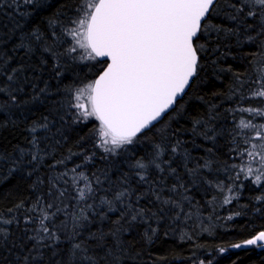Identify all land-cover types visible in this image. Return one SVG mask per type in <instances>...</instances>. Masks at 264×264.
<instances>
[{
    "label": "snow or ice",
    "instance_id": "obj_1",
    "mask_svg": "<svg viewBox=\"0 0 264 264\" xmlns=\"http://www.w3.org/2000/svg\"><path fill=\"white\" fill-rule=\"evenodd\" d=\"M5 5L14 7L16 14L25 23L33 15L28 9L40 13L46 7L44 0H12L11 4L7 0H0V7ZM75 12L76 17L63 30L72 44L62 55L72 56L73 60L78 56L81 61H95L99 69L94 79L82 82L81 86L75 87L74 93L66 90L65 95L75 101L67 107L75 109L74 121L86 123L90 118L98 121L95 129L98 146L107 154L127 150L156 128L157 124H162L165 118L170 120L173 113L181 114L183 105L180 101L187 95L186 90L195 84L202 69L201 54L211 49L214 43L216 47L212 50L218 51L220 40L235 38L238 45L258 44L264 55V0H78ZM214 18L227 21L228 24L216 23ZM25 23L15 20L10 29V34L16 37L11 55L0 47V97H4L0 101V117H3L0 119V130L6 129L10 123L15 124L11 120L12 108L18 103L15 93L23 91L20 82L22 78L27 82L28 78L24 74L31 67L33 57L39 52L40 63L44 64L46 61L43 53L54 54L53 46L48 44L46 36L50 35L55 37L56 42L59 41L55 32V27L59 24L58 17L47 19V26L51 29L49 33L38 25L25 30ZM3 27L6 28L7 25ZM6 43V40L0 39V45ZM17 53H22L20 63L10 66ZM253 72L256 74L253 83L257 87L250 92V96L264 100V62L254 65ZM237 80H240L239 74ZM240 86L243 87L242 81ZM49 91L47 84L38 90L33 85L31 103L43 104L45 101L41 96L47 97ZM24 103L28 104L29 101ZM63 107L60 101L54 100L48 110L49 114L33 121L27 129L30 136L29 147L17 145L13 149L15 155L0 152V162L9 164L12 172H25L26 166H31L32 171H35L51 155L54 145L60 143L59 140H54L57 134H61L60 128L55 132L52 129L57 119H64L59 115V109ZM238 110L248 112L253 118L264 117V108ZM200 128L205 129L201 133L205 139L215 140L212 134L214 129H208L204 121H194L193 133H197ZM238 128L240 134L245 136L244 143L250 145L239 153L242 157H248V163L245 166L233 164L231 168L238 169L235 172L236 180L243 174L245 179L252 177L253 183L259 186L264 181V124H254L251 119L241 120ZM245 129L254 132L255 136H248ZM253 139L260 143H253ZM52 140L54 144L46 143L44 147L41 146L42 141ZM171 151L174 156H181L185 170L193 177V183L199 178L202 168H210L209 161L203 165L198 164L195 168H188V161L192 157L183 149V142L180 140L171 145ZM207 151L211 153L212 149ZM162 155V146L156 145L150 161L146 163L141 159L133 165L140 183H148L150 167L164 172L163 164H168L169 173L176 175L177 170L170 166V161H160ZM66 159H70V156ZM90 159L91 157L86 158ZM65 160L55 161L50 168L56 169L58 165L65 164ZM80 167L81 165H76L70 170L71 177L69 170L48 177L49 195L55 200L63 203L66 196L67 188L59 187L61 183H71L76 192L73 198L76 207L71 213H66L67 220L61 227H49L46 222L55 214H49L42 208L38 226L30 230L32 234L16 242L11 240L12 233L4 227L12 224L13 220L0 217V253L13 254L16 248L20 249V255L15 261L5 260V264H125L126 259L131 258L123 239V225H118L108 233L103 230L91 232L89 225L92 219L89 213L99 215L103 220L107 218L108 212L118 210L116 204L119 203L125 209L120 219L127 224L128 229H132L149 210L133 206L131 200L135 190L131 188L127 178L124 181L127 186L119 190L113 199L101 197L97 204V189L93 184L99 185L100 177L89 178L84 173L77 172ZM32 171L27 172V175L31 176ZM37 183H43V180L38 178ZM215 186L219 191H225L222 182ZM178 187L187 191L183 183L173 184L170 190L176 192ZM227 191L232 193L233 188L228 187ZM152 195L160 202L161 211L165 205L176 208L177 219L184 211L178 201L161 199V195L154 189ZM139 199L140 196H137L136 200ZM183 199L187 200L188 197L184 196ZM231 199L225 196L224 203H231ZM257 200H264V197H257ZM40 203L37 200V205ZM53 206V203H48L46 207L50 209ZM98 208L105 211L97 213ZM190 215L187 214L186 218ZM25 222L32 221L26 218ZM86 229H89L88 235L81 239ZM155 232L154 228L146 229L144 239L150 241ZM109 237L111 244L108 243ZM89 241H94V245ZM246 246L264 249V230L242 243L232 245L233 248Z\"/></svg>",
    "mask_w": 264,
    "mask_h": 264
},
{
    "label": "trees",
    "instance_id": "obj_2",
    "mask_svg": "<svg viewBox=\"0 0 264 264\" xmlns=\"http://www.w3.org/2000/svg\"><path fill=\"white\" fill-rule=\"evenodd\" d=\"M7 2L11 4L12 0ZM44 3L46 7L40 13L28 9L33 15L28 18L27 23L16 14L14 7H0V39L7 41L6 45L0 47L9 55L12 54V45L16 42V37L10 34L15 20L25 23V30L38 25L49 33L51 29L47 26V19H59V24L55 27L59 41L56 42L55 37L50 35L46 36L55 55L44 52L43 59L46 63L41 64L38 52L30 62L31 67L24 74L28 78L27 82L23 78L20 82L23 91L15 93L18 103L12 108L11 115L15 124L10 123L6 129L0 130V152L15 155L13 149L17 145L29 147L30 136L27 129L32 122L40 120L42 115H48L54 100L64 105L59 109V115L64 119H57L52 129L55 132L60 128L61 134L54 138L60 143L54 145L51 155L35 171H32L31 166H26L25 172H12L9 164L0 162V217L13 220L12 224L4 225L12 233L11 240L19 242L32 234L30 230L38 226L42 208L49 214H55L46 222L49 227L59 228L64 224L67 220L66 213H71L76 207L73 199L76 192L71 183H61L59 187L67 188L66 196L63 203L55 200L49 195L48 177L65 170H69L71 177L70 170L81 165L77 172H82L89 178L100 177L101 183L93 184L97 189V204L101 197L113 199L119 190L127 186L124 183L127 178L131 188L135 190L131 200L133 206L149 210L132 229H128L127 224L121 221L120 217L125 209L119 203L116 204L118 210L108 212L106 219L101 220L99 215L89 213L92 219L89 225L91 232L103 230L108 233L118 225H123V239L131 257L126 259L125 264H201V261L203 264H264V249L260 250L255 246L232 247L264 230V200H257V197H264V190L253 183L252 177L245 179L242 176L236 180L235 172L238 169L231 168L233 164L242 166L248 159L247 156L242 157L239 154L249 147L244 143L245 136L240 134L238 128L241 120L251 119L254 124H264V117L253 118L248 112L238 110L264 108V100L250 96V92L257 87L253 83L256 78L253 66L264 62L259 45H238L235 38H229L220 40L219 50L215 51L212 50L216 47L214 43L211 49L201 54L202 69L195 84L186 90L187 95L180 101L183 105L181 114L173 113L170 120L165 118L162 124H157L156 128L127 150L107 154L98 146L99 140L95 132L98 121L94 118L86 123L74 121L75 109L70 110L67 107L75 101L65 95L66 90L74 93L75 87L81 86L82 82L91 81L99 69L95 61H81L78 56L73 60L72 56L62 55L72 44L70 37L63 34V30L76 17L75 6L78 0H44ZM214 22L228 24L218 18H214ZM5 24L6 28L3 27ZM21 54H16V59L10 66L20 63ZM241 81L243 87L240 86ZM46 84L50 91L47 97L41 96L45 102L31 103L33 85L38 90ZM3 99L4 97H0V101ZM24 101L29 103L25 104ZM196 120L204 121L208 129H214V141L203 137V128L193 133V122ZM244 132L248 136H255L248 129ZM54 140L42 141L41 146L44 147L46 143L54 144ZM176 140L182 141L183 149L191 154L188 168L210 162V168H202L195 183L185 170L181 156H174L171 151V145ZM255 141L258 140L253 139ZM156 145L162 146L163 155L160 161H170V166L176 168L177 173L170 174L168 164H163L165 171L162 173L155 167H150L148 183H140L133 165L141 159L146 163L150 161ZM209 148L212 149L211 153L207 151ZM69 156L70 159L65 160ZM87 157L91 159L86 160ZM58 160H65V164L51 169L50 165ZM29 171H32L31 176L27 175ZM38 178L43 183L38 184ZM208 181L212 183L209 184ZM218 182L225 185L224 192L215 186ZM178 183H183L187 191L178 187L176 192H172V185ZM228 187L233 188L232 193L227 191ZM153 189L161 195V199L171 198L181 204L184 211L179 214L178 219L176 208L165 205L163 211L160 210V202L152 195ZM137 196H140L139 201L136 200ZM184 196L188 199L184 200ZM225 196L232 198L231 203H224ZM37 200L41 201L39 205ZM48 203H53L54 206L49 209L46 207ZM96 211L99 213L105 209L98 208ZM189 213L190 217L186 218ZM26 218H30L32 222L26 223ZM149 228L156 229L150 241L144 239L145 230ZM89 229L84 231L81 239L87 237ZM60 234L63 236V232ZM89 243L94 245L95 242ZM108 243L111 244L110 237ZM18 255L19 248L13 254L0 253V264H5V260L15 261Z\"/></svg>",
    "mask_w": 264,
    "mask_h": 264
},
{
    "label": "rangeland",
    "instance_id": "obj_3",
    "mask_svg": "<svg viewBox=\"0 0 264 264\" xmlns=\"http://www.w3.org/2000/svg\"><path fill=\"white\" fill-rule=\"evenodd\" d=\"M253 143H257L258 144V143H260V141H255ZM249 147H250V145H249ZM247 163H248V159L245 161V163L242 166H245ZM253 167L255 168V165H253ZM242 176H243V174H241V177ZM259 187H260L261 190H264V181L259 185Z\"/></svg>",
    "mask_w": 264,
    "mask_h": 264
},
{
    "label": "water",
    "instance_id": "obj_4",
    "mask_svg": "<svg viewBox=\"0 0 264 264\" xmlns=\"http://www.w3.org/2000/svg\"><path fill=\"white\" fill-rule=\"evenodd\" d=\"M94 78H95V77H94ZM94 78H93V79H94ZM257 233H258V232H257ZM258 249H260V250H261V248H258Z\"/></svg>",
    "mask_w": 264,
    "mask_h": 264
}]
</instances>
